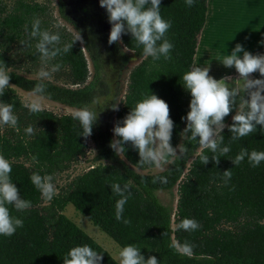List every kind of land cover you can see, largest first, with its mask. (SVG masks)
Instances as JSON below:
<instances>
[{
  "label": "trees",
  "instance_id": "obj_1",
  "mask_svg": "<svg viewBox=\"0 0 264 264\" xmlns=\"http://www.w3.org/2000/svg\"><path fill=\"white\" fill-rule=\"evenodd\" d=\"M21 9L18 13L0 17V61L8 68L9 83L30 93L37 83L43 82L46 84L45 100L71 109L88 107L97 112V121L92 134L85 139L81 136V125L72 115L56 116L45 110L33 114L21 104L12 88L0 96V102L14 105L19 129L0 127V154L12 165L10 176L21 198L31 201L32 205L19 212L9 206L12 215L22 219L24 225L11 237L0 235V264H63L71 248L84 244L102 255L100 264H118L60 213L66 205H71L120 249L134 244L145 259L155 256L158 264H264V161L257 167H252L247 158L239 166H234L231 161L241 147L264 151V128L257 125L255 133L230 142L232 134L225 127L221 134L231 150L219 158L218 164L211 160L214 154L208 150L204 151L210 157L209 162L202 164L201 149L195 151L199 147L198 141L185 138L178 142L184 118L182 103L187 96L191 99L183 87L182 76L191 68L205 19L206 0H195L191 7L185 0H161L160 14L171 21L166 34L174 45L171 59L162 57L153 61L143 55L142 46L137 47L131 34L121 36L122 46L140 62L128 74L126 92L117 110L93 107V101L103 94L98 88L100 55L96 51L95 20L87 22L83 29H77L90 59L92 76L89 81L86 60L78 41L73 43L70 53L50 62L62 64L53 81L28 78L11 69L9 44L28 37L33 22L34 9L27 5H21ZM73 39L68 34L61 36V46ZM33 41L29 50L31 59L39 54L35 49L37 40ZM57 79H62L64 84H56ZM148 94H155L168 104L174 122L171 146L177 148L184 144L188 152L161 172L141 174L133 169L144 166L138 165V152L130 143L123 145L126 149L124 158L116 155L110 144L113 139H119L114 137V126ZM229 116L225 117L226 125L233 123L228 121ZM28 126L34 127V134L25 132ZM88 140L94 148L92 164L49 201L44 208L46 214L40 213L38 206L43 197L31 183V174L54 176L67 170L84 154ZM32 156H36L39 163H33ZM225 170L233 173L227 186L222 179ZM157 176L167 177V183H152ZM128 182H131V197L124 206L123 216L131 223L125 225L115 218L119 197L113 193L111 185L119 183L123 187ZM174 186L177 187V199L172 209L161 204L156 193L170 191ZM184 218L195 219L200 228L192 232L177 230L175 225ZM173 241L195 245L193 254L179 253L172 246Z\"/></svg>",
  "mask_w": 264,
  "mask_h": 264
},
{
  "label": "clouds",
  "instance_id": "obj_2",
  "mask_svg": "<svg viewBox=\"0 0 264 264\" xmlns=\"http://www.w3.org/2000/svg\"><path fill=\"white\" fill-rule=\"evenodd\" d=\"M195 0H185L188 7L193 6ZM102 8L106 9L108 21L111 24L108 43H119L123 34H131L137 47L142 46L143 55L158 61L162 57L171 59L170 52L174 45L166 38L171 28V21L164 19L160 14L161 0H99ZM41 21L36 18L32 22L29 37L36 39L35 49L39 53L42 67L38 72L41 81L50 80L58 72L62 64L50 62L57 57L70 53L73 43L81 41L79 33L75 38L61 46L59 32L41 30ZM27 32V26H25ZM24 43V42H22ZM27 46L31 47L30 44ZM242 53V55H240ZM220 63L226 68H234L238 73L235 79L236 86L231 83L232 77H222L217 80L209 75V66L193 67L182 76L183 87L190 93L189 111L186 114V127L182 135L189 140L198 141L200 146L199 158L202 164L209 162V156L204 150L214 155L211 160L219 163L221 156L227 155L231 148L225 145L221 134L225 127L231 132L230 142L238 141L256 132V126L264 128V78L253 79L251 74L258 72L264 77V54L253 55L246 51L242 45L236 44L231 54L224 55ZM10 74L5 64L0 61V96L6 89L13 88ZM46 84L37 83L29 93L30 102L25 106L31 113L36 114L43 110V101L46 99ZM243 93V94H242ZM246 94V95H245ZM237 101L239 104L237 106ZM98 105V101H93ZM117 110L116 106H112ZM235 109L232 116L233 123L226 125L225 117ZM73 119L77 120L83 129V136L87 139L92 134L93 125L97 121V112L83 107L74 109ZM122 123V126H121ZM121 123L113 128L114 137L110 147L120 158H124L125 143H130L139 155L138 165L155 167L163 171L165 166L171 164L180 156L186 155L188 148L179 144L177 148L171 146L174 122L170 118L168 104L155 94H148L137 102L135 107L125 116ZM18 129V117L14 113L12 103L0 102V127ZM34 127L28 126L25 132L34 134ZM190 132V135L187 133ZM198 138V139H197ZM177 149L179 155L177 154ZM218 154V155H217ZM247 158L252 167H257L264 161V151H249L241 147L239 153L232 161L234 166H239ZM33 163H39L36 156L31 157ZM12 165L3 154H0V235L11 237L18 228H22L24 221L12 215L10 207L16 211L31 208V201L22 199L19 189L11 179ZM232 171L225 170L222 179L227 186L232 178ZM54 177L40 175L33 172L30 176L31 183L41 193V196L51 201L57 193ZM167 183V177H154L152 183ZM143 182V181H142ZM131 182L123 187L119 183L111 185L113 193L119 197L115 204V218L125 225L131 220L124 218V206L131 197L129 191ZM177 230L196 231L200 224L195 219L184 218L175 225ZM179 253L187 256L193 254L195 245L185 241H173L172 245ZM120 264H158L155 256L147 259L141 254L140 248L134 244L124 246L120 252ZM102 255L91 246L84 244L71 248L63 264H100Z\"/></svg>",
  "mask_w": 264,
  "mask_h": 264
},
{
  "label": "rangeland",
  "instance_id": "obj_3",
  "mask_svg": "<svg viewBox=\"0 0 264 264\" xmlns=\"http://www.w3.org/2000/svg\"><path fill=\"white\" fill-rule=\"evenodd\" d=\"M21 5H27L34 9L32 21L38 18L41 21V28L50 32H59L60 36L68 34L75 38L78 33L77 29H83L87 22L95 20L96 33L98 34L96 51L100 55V68L98 71V82L100 83V86H98V88L101 89L103 94L97 96L95 101H98V105L93 104V107L97 109L110 108L111 110H113L112 106L117 107L126 92L128 74L131 69L140 62V60L134 58L120 42L113 44L108 43L111 24L108 21L106 9L100 6L99 0H0V17L10 13L20 12L22 10ZM29 39L30 41H28ZM78 42L86 60L88 69L87 81H89L92 76L90 59L81 41ZM27 43L32 46L34 41L29 36H26L22 41L20 39L19 41L9 44L8 55L13 61L11 69L25 77L38 78V72L43 65L39 54L34 59H31L29 56V50H31L32 47L27 46ZM198 56L199 50L197 51L195 65L198 64ZM55 75L56 74L54 73L53 77L50 79L51 81H53ZM232 80L231 83L233 86H236L235 79ZM56 84L63 85L64 82L62 79H57ZM12 89L23 106L30 102L29 93L23 92L15 87ZM42 103L43 110L56 116L72 115L74 110L48 100H44ZM189 103L190 98L187 96L182 103L184 108V118L189 111ZM238 104L239 101H237V106ZM233 115H235V109L230 114L228 121L232 120ZM184 118L180 127L178 138L179 143L185 139L182 135L187 123ZM199 150L200 146L196 148L195 151L198 152ZM93 156V144L88 140L86 142V150L84 154L78 157L76 162L71 164L67 170L53 176V183L57 189L56 195L61 193L72 178L90 167ZM133 169L141 174H154L161 172L155 167L149 166H144L143 169ZM176 189L177 187L174 186L170 191L157 192L156 196L160 203L174 209L177 199ZM48 203L49 201L43 198L38 206L40 213L46 214L44 208L48 206ZM60 213L81 229L88 237L102 247L118 264H120L119 252L121 249L109 237L98 228L94 227L71 205H66ZM226 227L232 228L230 225H226Z\"/></svg>",
  "mask_w": 264,
  "mask_h": 264
},
{
  "label": "crops",
  "instance_id": "obj_4",
  "mask_svg": "<svg viewBox=\"0 0 264 264\" xmlns=\"http://www.w3.org/2000/svg\"><path fill=\"white\" fill-rule=\"evenodd\" d=\"M236 44L253 55L264 54V0H206L205 19L190 70L208 65L213 78L236 79L235 69L220 63ZM198 50L199 60L195 65ZM258 77V72L251 74L253 79Z\"/></svg>",
  "mask_w": 264,
  "mask_h": 264
}]
</instances>
